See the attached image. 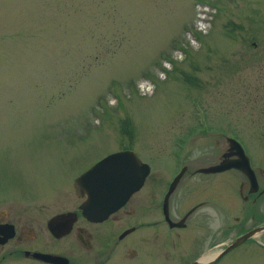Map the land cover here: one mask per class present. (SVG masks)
I'll list each match as a JSON object with an SVG mask.
<instances>
[{"label":"rangeland","instance_id":"obj_1","mask_svg":"<svg viewBox=\"0 0 264 264\" xmlns=\"http://www.w3.org/2000/svg\"><path fill=\"white\" fill-rule=\"evenodd\" d=\"M225 136L264 170V0H0V193L124 146L167 179Z\"/></svg>","mask_w":264,"mask_h":264},{"label":"flooded vegetation","instance_id":"obj_2","mask_svg":"<svg viewBox=\"0 0 264 264\" xmlns=\"http://www.w3.org/2000/svg\"><path fill=\"white\" fill-rule=\"evenodd\" d=\"M226 137L221 155L208 165L238 159ZM121 150L132 149L107 152L69 180L54 187L45 184L46 193L1 192L0 264H259L264 251V170L252 165L244 148L253 182L238 169L201 173L191 164L179 166L164 179L146 162L149 170L141 186L122 205L88 219L80 209L84 196L76 193L74 180L104 156ZM224 153L229 155L223 157ZM229 171L236 174L228 178ZM200 175L220 176L216 193L196 187L202 183Z\"/></svg>","mask_w":264,"mask_h":264},{"label":"water","instance_id":"obj_3","mask_svg":"<svg viewBox=\"0 0 264 264\" xmlns=\"http://www.w3.org/2000/svg\"><path fill=\"white\" fill-rule=\"evenodd\" d=\"M228 149H234L236 161L220 160L216 164L199 167L201 173L220 172L229 168L238 169L244 173L250 182L254 181L253 172L249 166L248 157L240 144L231 137H226ZM224 153L223 157L228 156ZM149 170L132 150H121L110 153L95 162L74 180V189L79 196H84L80 205L82 214L88 219H97L122 205L130 193L136 191L142 184ZM180 170L172 179L169 189L175 185L182 173ZM45 259H53L46 257Z\"/></svg>","mask_w":264,"mask_h":264}]
</instances>
